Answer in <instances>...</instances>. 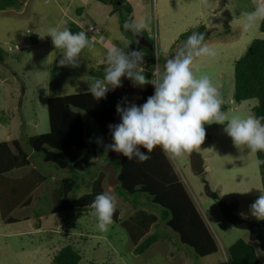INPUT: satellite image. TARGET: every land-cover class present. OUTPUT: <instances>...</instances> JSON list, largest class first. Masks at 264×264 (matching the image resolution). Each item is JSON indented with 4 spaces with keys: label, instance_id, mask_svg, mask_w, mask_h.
<instances>
[{
    "label": "rangeland",
    "instance_id": "rangeland-1",
    "mask_svg": "<svg viewBox=\"0 0 264 264\" xmlns=\"http://www.w3.org/2000/svg\"><path fill=\"white\" fill-rule=\"evenodd\" d=\"M261 2L127 0L125 3L133 8L128 15L130 20L149 22L150 31L146 32L156 43L159 57L167 56L165 60L186 41L180 38L181 34L190 30L200 32L201 25L205 26L203 33L208 36L205 43L213 45L217 55L199 60V72L212 77L222 93L223 105L228 104L224 111L232 117L253 114L251 108L258 103L257 99H249L236 107L238 102L235 103L233 93L235 61L245 54L253 39H264L261 21L248 31L242 30L241 10L250 11ZM80 6L85 13L78 16ZM110 8L111 5L97 0H25L20 7L0 10V50H3V58L0 57V155L3 156L0 169L3 166L8 169L0 172V183L4 185L0 192L4 195L10 192L2 205L4 198L0 195V264H54L55 254L66 244L73 245L82 254L79 264H233L230 247L238 239L249 236V232L234 227L223 217L218 203L206 194L209 185L223 200L236 203L239 216L253 221L263 231L264 220L254 221L250 211V205L260 195L256 187L257 178L262 177L260 162L256 153L234 145L224 131L228 122L204 125L206 138L198 150L205 158L204 173L194 174L187 153L171 158L218 242V251L206 256L196 254L180 240L179 248L177 233L163 222L166 229L160 230L159 240L144 253L137 254L135 239L120 223L137 210L117 195L115 186L108 182L109 171L101 162L92 165L91 176L85 178L79 189L67 190L63 187V179L69 174L66 169L45 162L43 156L35 155L27 144L31 136L50 130L49 97L89 89L90 81L100 79L92 73L106 62L107 47H125L120 40L123 35L120 19L109 15ZM69 20L81 25L94 40L91 48L81 52L77 67L60 65L63 50L56 49L51 36L46 35L50 27L61 22L77 33ZM87 22L91 25L89 28L83 25ZM96 29L101 33L91 32ZM165 60L158 65L161 72ZM88 123L99 133L96 121ZM2 141L7 142V147L1 145ZM15 155L17 158L12 157ZM34 169L41 170L45 180L21 200L22 195L14 190L23 182L19 179ZM248 176L252 177L248 180ZM29 177L31 175L27 179ZM99 179L104 192L117 196L120 212L119 221L113 220L106 231L97 228L94 210L82 199L91 193L94 182ZM63 188L62 193L56 195V191ZM58 201L63 202L62 210L55 207ZM156 227L153 224L149 233ZM257 256L264 261V254Z\"/></svg>",
    "mask_w": 264,
    "mask_h": 264
},
{
    "label": "trees",
    "instance_id": "trees-1",
    "mask_svg": "<svg viewBox=\"0 0 264 264\" xmlns=\"http://www.w3.org/2000/svg\"><path fill=\"white\" fill-rule=\"evenodd\" d=\"M97 1L112 6L108 12L109 15L119 17L122 34L129 41H132L128 49L122 48H125L126 51L142 50L145 53L142 66L145 75L151 78L156 63L162 64L167 56H161L158 59L155 52L159 49H150L148 46L142 45L138 35L136 36L131 31L124 30L123 24L126 20H130L129 16L133 12L132 6L125 3L127 0ZM21 5H23V0H0V10L20 7ZM77 11L78 16L85 13L83 6L78 7ZM89 22L86 25L83 24L84 27H89ZM69 23L76 28L77 32L85 31L81 25L73 20H69ZM199 29L200 33H203L205 26L201 25ZM260 29L264 31V21H261ZM102 31H105V28H102ZM94 32L101 33L98 29ZM192 32V30L187 31L181 34L180 38L187 39ZM141 35L146 36L151 43H154L147 32ZM207 39L208 36L205 35V40ZM136 40L139 41V44L135 42ZM0 52L2 53L0 57L3 58V50H0ZM106 66V62L100 64L99 69L93 71L92 75L103 79ZM234 80L233 98L235 103L257 99L258 103L252 107V113L258 117L264 116V39H253L245 54L235 61ZM121 82V87L110 90L105 98L98 101L88 89L49 97L47 104L50 130L28 138V146L32 148L35 155L43 156L45 162L53 164L57 168L66 169L69 174L63 179V187H66L67 190L79 189L85 178L91 176L90 173L94 163L101 162L102 167L106 165L114 166L118 179V184L115 186L117 195L125 201H129L137 210L134 215L123 221L120 220V223L126 227L135 239V252L137 254L144 253L159 240L160 230L166 229L162 222L166 224V227L172 228L177 233L176 244L179 248H181L178 242L180 240L182 244L192 247L195 253L200 256L217 252L218 244L215 238L191 197L186 184L179 176L171 158L163 152L161 147L157 146L151 153H148L150 159L145 162H139L135 158L129 160L123 154L115 151L108 150L106 152L105 146L114 142L108 126L121 122V117L116 111L117 103L119 102L127 107L129 102L127 100L128 103H125V94H128L134 98V103L139 106L145 103L147 98L152 96L155 91L152 84L134 86L133 82L126 76L121 78ZM227 107L228 104L223 105V110ZM89 120H94L99 124V133L98 130H95L96 133L93 131L91 124L88 123ZM1 145L7 147V142L2 141ZM140 150L147 153V150L142 146ZM95 156L98 159H95ZM12 157L17 158L16 155ZM1 159H3L2 155H0V162ZM7 170L3 166L0 172ZM30 175L31 177L27 179ZM19 180L23 182L17 185L14 192L22 195V200L24 196L45 180V176L41 170L34 169L30 174ZM3 188L4 185L0 183V190ZM62 190L64 188L57 190L56 195L59 196ZM102 192L104 190L101 179H99L94 182L91 193L85 195L82 199L90 205L95 196ZM9 193L8 191L4 195L0 192V195L4 198L1 200V205L6 202V196ZM17 194L13 193V195ZM62 203L58 201L55 207L62 210ZM119 213V209L116 208L113 220L119 221ZM153 224L157 226V229L149 233ZM257 227L262 230L260 226L257 225ZM81 260L82 254L73 245L66 244L55 254L53 263L79 264ZM230 260L233 264H264V261L257 256L254 246L242 238L230 247Z\"/></svg>",
    "mask_w": 264,
    "mask_h": 264
},
{
    "label": "clouds",
    "instance_id": "clouds-1",
    "mask_svg": "<svg viewBox=\"0 0 264 264\" xmlns=\"http://www.w3.org/2000/svg\"><path fill=\"white\" fill-rule=\"evenodd\" d=\"M240 16L244 19L241 25L244 31L264 21V0L250 11L241 10ZM63 24L61 22L58 26L50 27L46 35L51 36L56 49L63 50L60 65L77 67L81 52L91 48L94 40L87 35V31L73 33ZM123 28L137 36L150 31V24L143 19L126 20ZM120 40L126 49L132 43L123 35ZM135 42L139 44L138 40ZM152 44L154 49H158L156 43ZM125 48L107 47L104 77L90 81L88 91L98 101L105 98L110 90L121 87V78L125 76L134 86L152 84L155 91L139 106L129 103L125 107L117 103L116 111L121 122L108 126L114 142L105 146L106 152L115 151L129 160L135 158L145 162L150 159L148 153L159 146L170 158H178L200 149L206 138L205 124L225 122L228 123L224 131L235 146L241 149L246 147L250 153L264 152V116L249 114L229 117L223 110L224 99L219 87L212 77L199 72V60L217 55L215 47L205 43L204 33L192 32L175 54L166 59L164 70H154L151 78L145 75L141 67L145 53L142 50L126 51ZM155 55L159 59L158 51ZM125 103H128L126 98ZM141 146L147 153L140 150ZM257 189L260 195L250 205V211L258 220H264V188ZM117 203L116 195L102 192L89 205L97 217L100 231H106L112 224Z\"/></svg>",
    "mask_w": 264,
    "mask_h": 264
},
{
    "label": "water",
    "instance_id": "water-1",
    "mask_svg": "<svg viewBox=\"0 0 264 264\" xmlns=\"http://www.w3.org/2000/svg\"><path fill=\"white\" fill-rule=\"evenodd\" d=\"M138 39L142 45L148 46L150 49H153V44L145 36L140 34L138 35ZM125 96L129 103H134V98L132 96L128 94H125ZM187 155L190 159L191 168L194 174L199 175L206 171L205 158L203 157V154L201 152L193 150L192 153ZM105 170L109 171V184L112 186H116L118 184V179L115 167L106 165ZM209 190L211 198L218 203L223 217L234 227L247 230L249 232V239L253 242L257 241L260 249L264 251V232L257 227V224L251 220L239 216L236 213L237 205L235 202L225 201L220 197L218 192L212 190L211 188Z\"/></svg>",
    "mask_w": 264,
    "mask_h": 264
},
{
    "label": "crops",
    "instance_id": "crops-1",
    "mask_svg": "<svg viewBox=\"0 0 264 264\" xmlns=\"http://www.w3.org/2000/svg\"><path fill=\"white\" fill-rule=\"evenodd\" d=\"M242 105V102H240V103H238V105L236 106V107H238V106H241ZM251 110H252V108H251ZM256 156H257V160L260 162V166H261V169H260V174H261V178H260V176H259V178H257L258 179V181L256 182V187L257 188H264V152H257L256 153ZM252 176H248L247 178H248V180L251 178ZM258 190V189H257ZM258 192L260 193V191L258 190ZM251 218V217H250ZM254 221H256V222H258L259 220L257 219V218H252ZM211 232V234L213 235V232L212 231H210ZM248 235V234H247ZM214 237V236H213ZM215 238V237H214ZM247 243H249V244H251L252 246H254V248H255V252H256V254H259V255H261V254H264V251H262L261 249H260V247H259V244H258V242L257 241H251L250 239H249V236H247V237H242ZM217 244H218V242H217ZM218 248H219V246H218Z\"/></svg>",
    "mask_w": 264,
    "mask_h": 264
},
{
    "label": "flooded vegetation",
    "instance_id": "flooded-vegetation-1",
    "mask_svg": "<svg viewBox=\"0 0 264 264\" xmlns=\"http://www.w3.org/2000/svg\"><path fill=\"white\" fill-rule=\"evenodd\" d=\"M209 187H210V185H209ZM209 187H208V190H207V193H206V194H207L209 197H211V196H210V192H209V191H210L209 189H210L211 187H210V188H209Z\"/></svg>",
    "mask_w": 264,
    "mask_h": 264
},
{
    "label": "built area",
    "instance_id": "built-area-1",
    "mask_svg": "<svg viewBox=\"0 0 264 264\" xmlns=\"http://www.w3.org/2000/svg\"><path fill=\"white\" fill-rule=\"evenodd\" d=\"M130 51H131V50H130ZM158 65H159V64H158V63H156V68H155V70H156V69H158ZM141 67L143 68V66H142V65H141Z\"/></svg>",
    "mask_w": 264,
    "mask_h": 264
},
{
    "label": "bare ground",
    "instance_id": "bare-ground-1",
    "mask_svg": "<svg viewBox=\"0 0 264 264\" xmlns=\"http://www.w3.org/2000/svg\"><path fill=\"white\" fill-rule=\"evenodd\" d=\"M146 37V36H145ZM139 48V47H138ZM140 49V48H139ZM147 52V51H146ZM155 60V59H154ZM155 65V64H154ZM159 68V67H158ZM152 74V73H151Z\"/></svg>",
    "mask_w": 264,
    "mask_h": 264
}]
</instances>
